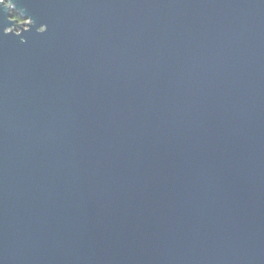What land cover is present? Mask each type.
Here are the masks:
<instances>
[{"label": "water", "instance_id": "95a60500", "mask_svg": "<svg viewBox=\"0 0 264 264\" xmlns=\"http://www.w3.org/2000/svg\"><path fill=\"white\" fill-rule=\"evenodd\" d=\"M0 264H264V0H0Z\"/></svg>", "mask_w": 264, "mask_h": 264}, {"label": "trees", "instance_id": "16d2710c", "mask_svg": "<svg viewBox=\"0 0 264 264\" xmlns=\"http://www.w3.org/2000/svg\"><path fill=\"white\" fill-rule=\"evenodd\" d=\"M11 13H13L15 17H18V14L13 9L11 10Z\"/></svg>", "mask_w": 264, "mask_h": 264}]
</instances>
